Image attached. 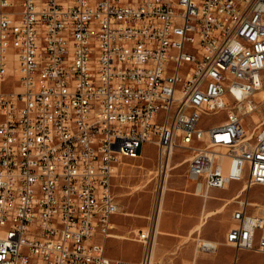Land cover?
<instances>
[{
    "label": "built area",
    "instance_id": "built-area-1",
    "mask_svg": "<svg viewBox=\"0 0 264 264\" xmlns=\"http://www.w3.org/2000/svg\"><path fill=\"white\" fill-rule=\"evenodd\" d=\"M262 87L264 0H0V264H154L159 195L137 262L103 242L119 162L146 142L164 176L191 150L199 194L241 182L225 243L264 253L241 195L264 185Z\"/></svg>",
    "mask_w": 264,
    "mask_h": 264
},
{
    "label": "rangeland",
    "instance_id": "rangeland-1",
    "mask_svg": "<svg viewBox=\"0 0 264 264\" xmlns=\"http://www.w3.org/2000/svg\"><path fill=\"white\" fill-rule=\"evenodd\" d=\"M226 111H218L216 113L204 116V120L208 124L220 123L225 118ZM257 120L264 116V107L256 113ZM145 144V143H144ZM144 154L140 157H122L118 165V172L115 177L118 179V188L121 189V201L124 212L128 221L132 224L147 225V217L154 208L156 195L161 196L159 227L162 215L178 216L180 209L176 207L165 206L169 199L166 195V190L171 186L170 181L177 180L180 177L187 176V161L192 154L189 149L179 148L174 151L170 161V166L167 168L165 176L163 172L157 174V148L154 144L149 143L144 147ZM183 159H185L183 161ZM183 161L182 163H179ZM153 171L151 174L148 171ZM143 185H146L142 187ZM164 185V186H163ZM241 182L233 181L231 191L241 187ZM242 196H246L250 201H258V204L249 206L250 211H258L264 217V185H255L249 187L248 190L242 192ZM174 199V198H172ZM236 202L231 200L226 206L225 213H216L213 216H208L206 220H210L215 229L212 232H207L202 229L189 237L183 238L180 244L170 247V250H163V243L160 241V232L157 236V241L154 247V264H176L175 259L181 250L192 252V256L198 255L194 264H264V253L255 252L250 249H237L234 246L225 243V235L233 224L231 212L236 207ZM129 213V214H128ZM227 220L225 232L219 234L217 229L224 220ZM204 221V222H205ZM205 226L211 223L205 222ZM198 227V225H197ZM136 231V230H135ZM134 230L129 234L134 238ZM209 235V236H208ZM212 240L218 242V248L214 251H205L200 247L203 240ZM120 253L126 258H134L139 250V245L134 241H125L120 247ZM165 260V261H164Z\"/></svg>",
    "mask_w": 264,
    "mask_h": 264
},
{
    "label": "crops",
    "instance_id": "crops-1",
    "mask_svg": "<svg viewBox=\"0 0 264 264\" xmlns=\"http://www.w3.org/2000/svg\"><path fill=\"white\" fill-rule=\"evenodd\" d=\"M150 142H146L144 147ZM177 150V149H176ZM144 148H141V154H144ZM185 159H183L184 161ZM183 161L179 162L182 163ZM118 179L113 178V192L116 195V200L119 203L120 210L111 217L113 228L110 230V235L103 239L105 244L106 254L114 260H123L128 262H137L141 255L143 246L140 242L136 241L131 235L133 230L143 228V224H132L128 221L124 212L121 211L123 207L121 201V189L118 188ZM171 186L166 190V195L169 198L165 206L176 207L180 209L179 215L173 214V216L165 215L161 218L160 222V241L163 243V250H170L173 247L182 242L183 238L199 232L204 229L207 232H212L215 227L210 220H206L207 223H211L205 226V222L201 225V228L197 229V225L201 223L204 214L211 213L209 216H213L216 213H225L226 206L232 198L239 193L240 187L231 191L232 182H230L224 188H209L204 194H199L195 191V182L185 177H180L177 180L170 181ZM248 190L245 188L244 190ZM174 198V199H172ZM252 204H258V201H251ZM257 214H261L258 211H253ZM233 224L235 220L232 218ZM227 220L225 219L222 224L219 225L217 231L219 234L225 232ZM231 225V226H232ZM231 228V227H230ZM229 228V230H230ZM228 230V231H229ZM209 236V235H208ZM102 239V238H101ZM134 241L139 245V250L134 258H126L120 252V247L125 241ZM211 240V239H210ZM214 240V239H212ZM218 248V242L216 244L214 252ZM257 253V251H255ZM198 255L192 256V252L181 250L179 255L175 259L176 264H194ZM165 261V260H164Z\"/></svg>",
    "mask_w": 264,
    "mask_h": 264
},
{
    "label": "bare ground",
    "instance_id": "bare-ground-1",
    "mask_svg": "<svg viewBox=\"0 0 264 264\" xmlns=\"http://www.w3.org/2000/svg\"><path fill=\"white\" fill-rule=\"evenodd\" d=\"M255 96L259 99V100H263L264 99V87H262L257 93H255ZM255 118L257 119V115H255ZM153 171H148V173H152ZM146 185H143L142 187H144ZM164 186V185H163ZM129 214V213H128ZM211 213H206L204 214L203 218H202V221L200 224H198V227L197 229L201 228V225L204 223L205 219L210 215ZM160 219V218H159ZM235 220V223L234 225L231 226L230 230L229 231H235L237 228H238V225H239V218H233ZM158 225H159V222H158ZM158 232H160V227L158 226ZM210 244L211 246L213 247H216V244L217 242L216 241H213V240H203L201 242V244ZM214 249H212L211 251H213Z\"/></svg>",
    "mask_w": 264,
    "mask_h": 264
}]
</instances>
